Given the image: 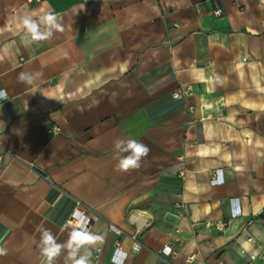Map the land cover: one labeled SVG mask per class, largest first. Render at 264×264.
I'll return each instance as SVG.
<instances>
[{"label":"crops","instance_id":"obj_1","mask_svg":"<svg viewBox=\"0 0 264 264\" xmlns=\"http://www.w3.org/2000/svg\"><path fill=\"white\" fill-rule=\"evenodd\" d=\"M48 12L64 30L27 43ZM0 57V264H42L38 226L65 242L75 201L91 264L116 238L121 264H264V0H0ZM117 139L150 148L138 169Z\"/></svg>","mask_w":264,"mask_h":264},{"label":"clouds","instance_id":"obj_2","mask_svg":"<svg viewBox=\"0 0 264 264\" xmlns=\"http://www.w3.org/2000/svg\"><path fill=\"white\" fill-rule=\"evenodd\" d=\"M19 26L25 32L27 43H38L50 40L55 32H62L63 26L59 17L51 12L35 17L25 14L19 19ZM3 57H0L2 60ZM18 82L32 85L36 74L22 71L19 73ZM54 99V98H53ZM8 100V92L0 89V102ZM2 123V122H0ZM150 152V148L135 139H117L114 141V153L117 159L115 170L127 172L138 169L141 160ZM126 154V155H124ZM65 228H70L68 239L60 243L50 229L38 226L40 233L38 247L42 257V264H54L58 257L65 254V264H91V249L102 242L103 237L91 232L86 223L69 221ZM7 249L0 247V256L6 255Z\"/></svg>","mask_w":264,"mask_h":264},{"label":"built area","instance_id":"obj_3","mask_svg":"<svg viewBox=\"0 0 264 264\" xmlns=\"http://www.w3.org/2000/svg\"><path fill=\"white\" fill-rule=\"evenodd\" d=\"M27 2H31V1H35V2H39L40 0H26ZM223 13V11L220 8H216L215 11L213 12L214 16H221ZM191 92L190 87L186 88V87H178L174 90V92L172 93V97L175 98H184L187 95H189V93ZM5 155V152L3 150L0 149V168L3 166V159L2 157ZM176 209L182 211L183 206L181 204L176 205ZM98 218L97 214L90 211L87 207H85L80 201H75V205L74 208L72 209V211L70 212V215L68 216V218L65 220V223L63 225V227L65 228V224L68 223L69 221L73 222V223H77V222H83L87 224L88 229L90 230L91 227V223L93 222L94 219ZM110 231H112L116 237H119L121 234V231L119 229H117L116 227H114L113 225L109 224L108 225ZM115 244H114V248H113V252H112V260L114 263L116 264H121L125 258L124 253H122L121 251V247H120V241L115 240ZM138 249V245L134 244L133 245V252H136ZM161 253L164 255H171L173 254L172 252V247L170 245H166L162 250Z\"/></svg>","mask_w":264,"mask_h":264},{"label":"water","instance_id":"obj_4","mask_svg":"<svg viewBox=\"0 0 264 264\" xmlns=\"http://www.w3.org/2000/svg\"><path fill=\"white\" fill-rule=\"evenodd\" d=\"M165 219H167L168 221L172 222V223H176L177 222V217L171 213H167L165 215Z\"/></svg>","mask_w":264,"mask_h":264}]
</instances>
